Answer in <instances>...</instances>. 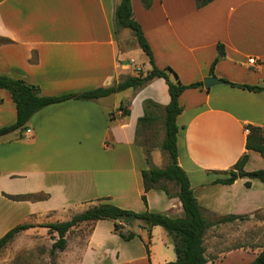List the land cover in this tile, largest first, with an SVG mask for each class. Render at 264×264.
<instances>
[{"label": "crops", "instance_id": "0c3cea01", "mask_svg": "<svg viewBox=\"0 0 264 264\" xmlns=\"http://www.w3.org/2000/svg\"><path fill=\"white\" fill-rule=\"evenodd\" d=\"M118 2L0 0V73L36 85L42 95L108 87L127 75L145 74L151 68L148 57L139 61L132 48L121 47L120 36L128 29L114 30ZM131 6L154 64L171 67L182 84L203 82L218 58L213 75L224 83L187 88L179 96L177 161L211 223L203 240L207 264L250 263L264 249V187L246 177L231 184L219 180L244 153L245 171L264 168V157L245 148L247 126L264 127V91L231 84L264 86V0H212L202 7L195 0H151L148 7L131 0ZM252 57L254 63L248 62ZM146 99L169 102L163 78L97 99L45 106L33 114L22 137L18 130L1 136L0 237L17 224H34L23 231L42 227L103 201L182 216L179 199L161 189L145 193L147 207L141 200L147 163L135 145V128ZM121 103L129 115L117 110ZM15 119L10 93L0 88V126ZM30 193L45 198L4 195ZM229 215L246 219L219 221ZM124 225L139 237L123 240L109 219L92 223L77 264H154L155 232L167 251L172 247L166 231L155 225L147 255L148 231L138 222ZM169 258L156 263H172V253Z\"/></svg>", "mask_w": 264, "mask_h": 264}, {"label": "trees", "instance_id": "16d2710c", "mask_svg": "<svg viewBox=\"0 0 264 264\" xmlns=\"http://www.w3.org/2000/svg\"><path fill=\"white\" fill-rule=\"evenodd\" d=\"M143 4L148 7L151 0H142ZM212 0H195L197 7H202ZM114 30L118 32L120 29H129L145 55L148 57L151 68L145 74L138 73L135 75H127L123 80L108 86L98 87L94 89L70 92L62 95H42L39 88L26 82L22 78H14L6 74L0 73V88L10 93L11 99L15 104L16 119L14 123L0 126V137L13 131H20V137L27 130V125L33 114L41 108L58 103L67 99H83L92 100L111 93L124 90L129 87L137 88L143 86L153 78H163L167 84L169 93V102L161 105L153 100L146 99L143 102V114L138 117L135 128V145L141 149L147 168L142 169L141 177L143 183V194L141 200L147 207L145 193L153 188L163 190L169 197L176 196L181 202L183 215L180 217H172L163 212H154L146 208L143 211H134L132 209L121 208L110 202H99L93 204L83 211L73 214L69 219L63 221H55L42 224L51 233L56 234V239L52 242L50 253L57 250H64L67 244V235L74 227L81 224H89V232L91 225L100 219H109L113 221L114 231L123 240H130L139 235L133 230H125V225H130L132 221L141 224L142 228L148 231V240L145 241L147 255L149 254L150 230L153 226H161L171 238L175 259L172 264H207L208 258L205 255V246L203 244L204 234L210 227L211 223L206 220L202 214L201 206L195 198L188 176L177 161V130L176 117L179 115L183 107L179 104L180 94L187 88L202 87L203 82L197 81L190 84H182L177 73L169 66L159 68L154 64L153 54L150 46L143 34L141 25L134 18L131 0H119L114 9ZM2 41V40H1ZM5 41V40H3ZM220 50L222 48L218 46ZM218 58H216L210 68L213 73V67ZM252 91H264V86L249 84H233ZM117 110L121 111L122 116L129 115V109L126 104H119ZM112 112L109 113L111 117ZM159 123L162 128V138L159 143L160 149L166 153L168 162L163 167H157L151 163V150L147 146V136L145 140H140V136L151 130L155 124ZM248 133L245 140V148L247 150L257 151L264 157V127L248 125ZM248 159V154L244 153L227 171L229 176L226 179L219 180L223 184H231L238 177H246L248 179L259 180L264 187V168L253 171H245L244 165ZM167 183H172L176 188L171 193L167 187ZM249 186V181L245 182ZM13 200H37L43 199L45 196L39 194H20L10 195L4 194ZM246 219V216L229 215L219 219V221H228L233 219ZM124 223V224H123ZM34 224L25 222L20 223L9 229L0 237V251L21 231L33 227ZM88 232V233H89ZM247 264H264V249L260 251L255 259Z\"/></svg>", "mask_w": 264, "mask_h": 264}, {"label": "rangeland", "instance_id": "374dc122", "mask_svg": "<svg viewBox=\"0 0 264 264\" xmlns=\"http://www.w3.org/2000/svg\"><path fill=\"white\" fill-rule=\"evenodd\" d=\"M121 47L132 48L136 57H139V61L145 56L142 49L134 47L136 39L133 33L128 29L124 36H120ZM163 132L159 123L155 124L151 130H148L146 134L140 136V140H145L147 146L150 148L151 163L157 167H163L168 162V157L160 147ZM167 187L171 193L176 191V188L172 183H167ZM79 208V207H78ZM77 209V208H76ZM77 211V210H76ZM59 221L67 219L68 216H63ZM42 222V224H47ZM135 227L136 221L130 223ZM89 224H81L78 227H74L72 231L67 235V244L64 250H57L55 253H50V247L52 242L56 239V234L51 233L46 227L36 226L26 231L18 233L7 245L0 251V264H77L80 259L81 250L84 248L85 240L89 232ZM126 228V227H125ZM155 246L153 247V263L157 264L156 261L160 259L169 258L171 253L173 259H175V252L172 247H169V251L166 250L159 239L160 236L155 232ZM170 238V237H169ZM171 240V238H170ZM171 259V258H169ZM164 264H172L165 261Z\"/></svg>", "mask_w": 264, "mask_h": 264}, {"label": "water", "instance_id": "95a60500", "mask_svg": "<svg viewBox=\"0 0 264 264\" xmlns=\"http://www.w3.org/2000/svg\"><path fill=\"white\" fill-rule=\"evenodd\" d=\"M225 81L223 79L217 78L213 75V73H210L206 78L203 80V84L205 88H208L209 86L216 84V83H224Z\"/></svg>", "mask_w": 264, "mask_h": 264}, {"label": "built area", "instance_id": "2783aa9c", "mask_svg": "<svg viewBox=\"0 0 264 264\" xmlns=\"http://www.w3.org/2000/svg\"><path fill=\"white\" fill-rule=\"evenodd\" d=\"M254 60H255V58L252 57V58H249V59H248V62H250V63H254ZM28 131H29V129H27L25 132H28ZM247 131H248V130H247ZM25 132H24V133H25Z\"/></svg>", "mask_w": 264, "mask_h": 264}]
</instances>
